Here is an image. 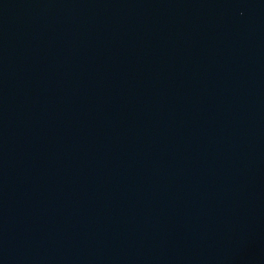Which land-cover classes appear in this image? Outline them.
<instances>
[{"label": "water", "instance_id": "water-1", "mask_svg": "<svg viewBox=\"0 0 264 264\" xmlns=\"http://www.w3.org/2000/svg\"><path fill=\"white\" fill-rule=\"evenodd\" d=\"M0 264H264V0H0Z\"/></svg>", "mask_w": 264, "mask_h": 264}]
</instances>
